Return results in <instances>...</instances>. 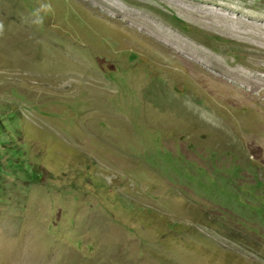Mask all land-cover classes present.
Segmentation results:
<instances>
[{
  "label": "rangeland",
  "instance_id": "1",
  "mask_svg": "<svg viewBox=\"0 0 264 264\" xmlns=\"http://www.w3.org/2000/svg\"><path fill=\"white\" fill-rule=\"evenodd\" d=\"M0 22V264H264V0Z\"/></svg>",
  "mask_w": 264,
  "mask_h": 264
},
{
  "label": "bare ground",
  "instance_id": "2",
  "mask_svg": "<svg viewBox=\"0 0 264 264\" xmlns=\"http://www.w3.org/2000/svg\"><path fill=\"white\" fill-rule=\"evenodd\" d=\"M156 29V28H155ZM157 31V30H156ZM155 32V31H154ZM157 33V32H156ZM159 33V32H158ZM164 35V34H163ZM160 37H162V36H160ZM165 39H167L166 37H165ZM173 39V38H172ZM178 40V39H177ZM174 41V40H173ZM171 42V41H170ZM192 48V47H191ZM197 52V51H196ZM200 54V53H199ZM198 54V55H199ZM201 55H202V53H201ZM204 55V54H203ZM210 55V54H209ZM209 57V61H210V63L211 62H214V60L210 57V56H208ZM207 59V58H206ZM208 60V59H207ZM211 65H213V64H211ZM221 66V65H220ZM220 66L218 65L217 67H219L220 68ZM215 67V66H214ZM218 68V70H220ZM223 70H224V68H223ZM222 71V70H221ZM224 71H227L228 72V74H230V76H232L233 78H236V79H240V80H242V81H244V83L246 82L249 86H254V87H256V86H260V87H264V76L263 77H260V76H252L251 74L249 75H245V74H243V72H239V71H235V70H233L232 68H228V70H224ZM243 71V70H242ZM223 72V71H222ZM257 89V88H256Z\"/></svg>",
  "mask_w": 264,
  "mask_h": 264
},
{
  "label": "clouds",
  "instance_id": "3",
  "mask_svg": "<svg viewBox=\"0 0 264 264\" xmlns=\"http://www.w3.org/2000/svg\"><path fill=\"white\" fill-rule=\"evenodd\" d=\"M52 5L50 3H41L38 8H36L32 13H31V23L33 25H42L45 20V16L42 15V13H48L51 12ZM5 32V25L3 22H0V36H3Z\"/></svg>",
  "mask_w": 264,
  "mask_h": 264
}]
</instances>
